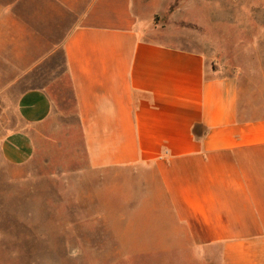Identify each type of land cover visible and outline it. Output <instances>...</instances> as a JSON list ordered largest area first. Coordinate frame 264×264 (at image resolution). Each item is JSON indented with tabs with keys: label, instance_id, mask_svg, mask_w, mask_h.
<instances>
[{
	"label": "crops",
	"instance_id": "crops-1",
	"mask_svg": "<svg viewBox=\"0 0 264 264\" xmlns=\"http://www.w3.org/2000/svg\"><path fill=\"white\" fill-rule=\"evenodd\" d=\"M171 2L0 0V169L130 175L133 247L264 264L263 55L226 71L163 23Z\"/></svg>",
	"mask_w": 264,
	"mask_h": 264
},
{
	"label": "rangeland",
	"instance_id": "rangeland-1",
	"mask_svg": "<svg viewBox=\"0 0 264 264\" xmlns=\"http://www.w3.org/2000/svg\"><path fill=\"white\" fill-rule=\"evenodd\" d=\"M163 23L226 71H256L264 58V0H172ZM135 203L133 177L115 171L54 162L13 181L0 169V264H162V256L178 264L177 249L133 247V235L145 237L133 234Z\"/></svg>",
	"mask_w": 264,
	"mask_h": 264
}]
</instances>
